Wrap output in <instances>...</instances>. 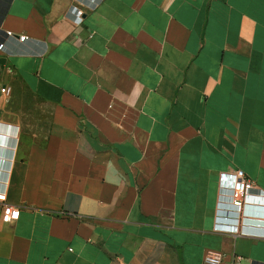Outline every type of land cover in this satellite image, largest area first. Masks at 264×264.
Returning a JSON list of instances; mask_svg holds the SVG:
<instances>
[{"label": "crops", "instance_id": "0c3cea01", "mask_svg": "<svg viewBox=\"0 0 264 264\" xmlns=\"http://www.w3.org/2000/svg\"><path fill=\"white\" fill-rule=\"evenodd\" d=\"M0 57V264H264V0H0Z\"/></svg>", "mask_w": 264, "mask_h": 264}, {"label": "built area", "instance_id": "2783aa9c", "mask_svg": "<svg viewBox=\"0 0 264 264\" xmlns=\"http://www.w3.org/2000/svg\"><path fill=\"white\" fill-rule=\"evenodd\" d=\"M98 4L99 2L95 1L92 7ZM78 13L80 16H83L84 9L82 7L79 8ZM7 34L9 37L13 35L12 32H7ZM26 39V36H20V40L25 41ZM0 93L8 101L11 89L7 86H2L0 87ZM1 143H3L2 139H0ZM219 185L220 197L215 224L216 230L235 234L249 233V230L244 226L245 220H264V212L252 211V208L256 207L264 209V191L257 188L255 183L248 178L243 170L238 169L234 172L221 173ZM7 201V184H0V208ZM19 214L20 211L18 209H12L10 218L12 220L18 219ZM225 259L226 254L220 251L209 250L204 255L205 264H222ZM242 260L243 257L241 255H234L231 263L242 264Z\"/></svg>", "mask_w": 264, "mask_h": 264}, {"label": "water", "instance_id": "95a60500", "mask_svg": "<svg viewBox=\"0 0 264 264\" xmlns=\"http://www.w3.org/2000/svg\"><path fill=\"white\" fill-rule=\"evenodd\" d=\"M5 63H6V58L0 57V64L4 67Z\"/></svg>", "mask_w": 264, "mask_h": 264}]
</instances>
